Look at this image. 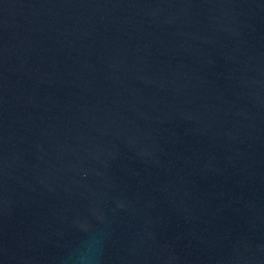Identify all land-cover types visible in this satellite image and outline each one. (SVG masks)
Returning a JSON list of instances; mask_svg holds the SVG:
<instances>
[{
	"label": "water",
	"instance_id": "1",
	"mask_svg": "<svg viewBox=\"0 0 264 264\" xmlns=\"http://www.w3.org/2000/svg\"><path fill=\"white\" fill-rule=\"evenodd\" d=\"M0 264H264V0H0Z\"/></svg>",
	"mask_w": 264,
	"mask_h": 264
}]
</instances>
